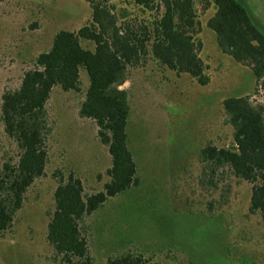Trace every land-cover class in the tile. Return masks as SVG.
Listing matches in <instances>:
<instances>
[{"label":"rangeland","instance_id":"rangeland-1","mask_svg":"<svg viewBox=\"0 0 264 264\" xmlns=\"http://www.w3.org/2000/svg\"><path fill=\"white\" fill-rule=\"evenodd\" d=\"M126 17L149 21L157 10L142 12L129 0H109ZM264 33V0H237ZM201 44L199 57L210 82L201 87L186 74L176 75L149 55L130 70L120 89L127 91L129 149L138 185L109 198L80 223L94 264L127 252L151 264H264V218L249 212L251 185L228 168L202 175L199 152L232 143L221 101L252 95V72L222 54L206 27L214 7L196 4ZM117 12V13H118ZM84 0H0V176L17 163L20 150L4 131L1 98L20 86L36 57L47 52L60 30L76 31L90 20ZM93 50V45L81 43ZM80 92L51 90L45 105L47 163L23 196L21 208L0 236V264H65L46 239L54 212V191L73 175L84 195L102 190L110 167L107 148L95 123L78 116L88 86L80 70ZM253 103L261 101L254 96ZM264 118V113H263Z\"/></svg>","mask_w":264,"mask_h":264},{"label":"trees","instance_id":"trees-1","mask_svg":"<svg viewBox=\"0 0 264 264\" xmlns=\"http://www.w3.org/2000/svg\"><path fill=\"white\" fill-rule=\"evenodd\" d=\"M90 20L76 31L60 30L47 52L35 59V68L23 74L20 86L1 98V121L20 154L17 163L5 166L0 176V236L21 208L23 196L47 163L45 105L51 90L80 92V70L88 86L78 116L92 120L99 142L107 148L110 167L102 190L84 195L81 181L69 175L54 191L55 209L47 225L46 239L65 264H94L80 223L109 198L138 185L137 168L129 149L127 122L130 113L127 91L120 89L128 72L144 65L150 55L176 75L186 74L197 85L210 82L208 67L199 57L195 41L199 33L196 4L213 6L206 27L215 35L220 52L248 68L254 77L252 95L221 101L225 123L232 128V143L216 148L206 144L199 152L202 175L228 168L232 175L251 185L249 212L264 218V33L252 22L237 0H129L142 12L157 10L149 21L126 17L109 0H84ZM118 12V13H117ZM81 43L93 45V50ZM261 101L253 103L254 96ZM233 147V149H232ZM106 264H151L132 252L111 256Z\"/></svg>","mask_w":264,"mask_h":264},{"label":"water","instance_id":"water-1","mask_svg":"<svg viewBox=\"0 0 264 264\" xmlns=\"http://www.w3.org/2000/svg\"><path fill=\"white\" fill-rule=\"evenodd\" d=\"M232 149H233V147H232Z\"/></svg>","mask_w":264,"mask_h":264}]
</instances>
